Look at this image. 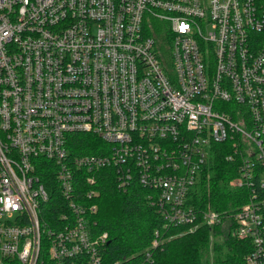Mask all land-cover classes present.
Returning a JSON list of instances; mask_svg holds the SVG:
<instances>
[{
  "label": "built area",
  "instance_id": "1",
  "mask_svg": "<svg viewBox=\"0 0 264 264\" xmlns=\"http://www.w3.org/2000/svg\"><path fill=\"white\" fill-rule=\"evenodd\" d=\"M75 133L101 142L79 152ZM226 142L246 198L195 205ZM262 171L264 0H0V263L150 264L106 261L105 175L156 207L152 246L217 225L234 264H264Z\"/></svg>",
  "mask_w": 264,
  "mask_h": 264
},
{
  "label": "trees",
  "instance_id": "2",
  "mask_svg": "<svg viewBox=\"0 0 264 264\" xmlns=\"http://www.w3.org/2000/svg\"><path fill=\"white\" fill-rule=\"evenodd\" d=\"M72 138L79 152L95 151L99 143L95 139L100 140L88 133H75ZM230 150L228 142L212 145L207 168L191 191L195 205L233 210L245 200L247 188L236 187L232 182L238 174V157L226 159L225 154ZM100 185L95 215L100 230L108 232L104 249L107 262L129 256L136 262L148 249L152 251L150 264H208L210 260L212 264H234L240 258L242 248L238 239L230 234L220 235L217 226L210 232L205 224L182 230L152 246L154 229L160 226V220L156 207L143 199L144 189L137 185L127 190L118 189L113 179L105 175ZM178 230L171 228L164 235Z\"/></svg>",
  "mask_w": 264,
  "mask_h": 264
},
{
  "label": "rangeland",
  "instance_id": "3",
  "mask_svg": "<svg viewBox=\"0 0 264 264\" xmlns=\"http://www.w3.org/2000/svg\"><path fill=\"white\" fill-rule=\"evenodd\" d=\"M96 141H98V142H101L100 140H98V139H95ZM215 226H217V225H215ZM214 227V226H213ZM213 227H209L210 229V232H211V230H212V228ZM218 227V229L220 230V235L221 234H223L224 233V235H228L227 233H225V229H224V227H221V226H217ZM179 234V233H178ZM209 259H210V257H209ZM0 264H4V263H0ZM208 264H212V262H211V260L209 261V263Z\"/></svg>",
  "mask_w": 264,
  "mask_h": 264
},
{
  "label": "bare ground",
  "instance_id": "4",
  "mask_svg": "<svg viewBox=\"0 0 264 264\" xmlns=\"http://www.w3.org/2000/svg\"><path fill=\"white\" fill-rule=\"evenodd\" d=\"M218 232V231H217Z\"/></svg>",
  "mask_w": 264,
  "mask_h": 264
}]
</instances>
